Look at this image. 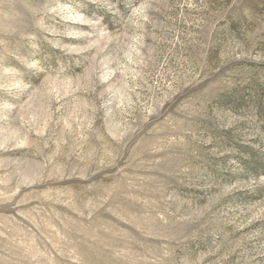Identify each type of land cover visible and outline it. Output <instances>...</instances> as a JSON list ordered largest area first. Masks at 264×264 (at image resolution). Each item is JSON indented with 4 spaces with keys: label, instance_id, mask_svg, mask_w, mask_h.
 Here are the masks:
<instances>
[{
    "label": "rangeland",
    "instance_id": "rangeland-1",
    "mask_svg": "<svg viewBox=\"0 0 264 264\" xmlns=\"http://www.w3.org/2000/svg\"><path fill=\"white\" fill-rule=\"evenodd\" d=\"M0 264H264V0H0Z\"/></svg>",
    "mask_w": 264,
    "mask_h": 264
}]
</instances>
